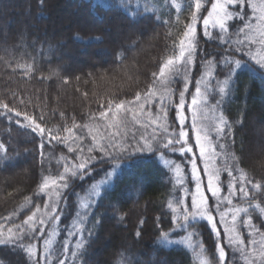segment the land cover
<instances>
[{"label": "trees", "instance_id": "16d2710c", "mask_svg": "<svg viewBox=\"0 0 264 264\" xmlns=\"http://www.w3.org/2000/svg\"><path fill=\"white\" fill-rule=\"evenodd\" d=\"M201 2L204 7L199 15L206 17L211 2ZM194 4L195 0H123V3L120 0H0V102L22 113L20 117H15V111L5 115L6 110L0 106V238H7L6 231L8 237L13 235V230L17 233L28 216L44 210L46 195L40 190L44 178L49 180L59 175L64 166L71 165L70 156L76 159V152L88 149L87 141L81 143L86 140L83 132L87 125L99 120L101 112H108L109 101H133L137 93L143 96L153 89L160 68L179 53V43L191 22ZM245 7L249 14V5ZM145 8L149 9L148 14L144 13ZM66 10L81 19L82 24L90 19L93 24L63 27L59 19ZM137 11L139 15L134 19L126 16ZM202 22V18L197 22L201 36ZM112 26L118 29L121 38L113 34ZM226 38L233 43L237 39L244 41L254 55L255 45L243 33L237 36L229 28ZM99 48L109 53L104 55L105 60ZM225 48L228 45L220 41L217 33V38L207 43L200 39L196 50L194 67L215 69L213 84L224 79L216 60ZM79 51L89 54V62L63 56L64 52L75 55ZM208 95V105L214 108L221 97L215 91ZM218 111L231 125L226 150L234 154L236 167L252 182L246 184L247 199L237 192L234 202L238 207L247 208L249 203L264 207V80L247 73L240 75ZM24 113L33 118L43 115L41 126L53 131L58 129L63 142H45L41 150L39 136L27 126L29 121L24 120ZM65 128L71 132L64 131ZM71 135L79 140L70 142ZM156 157L143 164L137 176H125L115 192L105 195L95 206L94 215L89 210L88 217H77L76 212H83V206L90 202L89 191L94 181L74 179L59 204L62 205L58 209L60 231L52 246L54 254L49 264H58L57 254L65 264H197L198 253L218 264L215 235L205 221L187 231H172L171 243L158 242L161 230L169 232L174 228L168 202L173 201L174 207L180 208L174 197L183 193L170 182L172 175L158 153ZM228 163L231 165L233 161ZM223 165V159L217 160V167ZM93 175L95 181L101 176ZM221 176L227 183V173L222 171ZM257 184L259 188L254 187ZM121 193L119 208L113 209ZM114 215L123 218H113ZM248 215L262 232L255 234L263 235L264 213L249 208ZM157 217L161 221L159 228ZM96 220L100 222L97 224ZM75 222H79L76 228L72 227ZM85 228L91 229L92 235L89 237L84 232L81 248L77 233ZM235 228L246 240L245 248L250 250L248 241L253 237L249 236L250 229L244 227L241 218ZM185 235L188 239L192 237L193 248L173 243L174 239L183 240ZM39 241L30 243L34 246ZM198 245H203L202 253ZM224 246L228 250V264L234 258L243 259L237 251L232 255L226 241ZM253 250L257 252L254 247ZM34 260L18 248L0 245V264H34ZM36 260L44 264L39 253Z\"/></svg>", "mask_w": 264, "mask_h": 264}, {"label": "snow or ice", "instance_id": "6c2138e0", "mask_svg": "<svg viewBox=\"0 0 264 264\" xmlns=\"http://www.w3.org/2000/svg\"><path fill=\"white\" fill-rule=\"evenodd\" d=\"M95 2V0H94ZM123 3V0H120ZM211 10H207V17H201L199 13L204 7L201 0H195V10L191 14V22L186 26L183 32V38L179 43V54L174 58H169L166 63L160 68L159 75L163 77L166 69L171 72L174 66L182 61L181 67L187 74V66L194 63V53L198 48L200 39H205L207 43L213 37L209 33V23L211 21L212 27L219 28V39L222 43L228 45L225 48L224 54L220 55L216 60V64L219 66L220 72L224 74V79L217 81L213 88V91L221 97L216 101L214 111L218 110L224 97L230 95L232 87L235 81L240 75L247 73L250 77L255 79L264 80V55H252L250 49L247 47L244 41L237 39L234 43L230 38H226V34L229 28L235 31V34L239 36L243 33L247 38L254 25L252 20L249 19L248 11L245 5H250L251 0H210ZM191 7V5H190ZM255 11V9H253ZM149 9L145 8L144 13L148 14ZM139 12L126 13V16L131 20L134 19ZM203 19L204 31L202 36L197 33V22L199 19ZM255 28L260 33L259 43L264 44V9H261V15L255 16ZM231 22V23H230ZM187 42V43H186ZM255 42V41H251ZM211 63V62H209ZM156 77L157 74L153 73ZM215 78V77H213ZM203 79V77H202ZM190 83L187 78L185 80V87L179 91L178 103L166 105L164 103V96H161L160 109L155 115L154 120L159 121L157 125L159 134L153 133L151 139L141 137L139 140L133 135L131 140H125L123 143H117L109 141L108 143H93L89 148V152H96L98 155H89L87 160L82 161L71 172L65 168V172L59 177L61 184L59 187L68 189L72 187V181L79 179L84 181L86 179H93L91 185L92 192L90 193V202L85 204L84 211H77V217H88L89 210H93L97 204H99L105 195L110 192H115L118 183L125 177H135L138 175L137 170L146 163L156 159V154L160 153L159 159L164 160V163L168 170L172 173L170 182L174 183L175 187H178V191L183 193V196L174 197L175 204L180 208L174 207L173 201L168 202V208L172 211V223L174 228L169 232L161 230L158 242L162 244L171 243L169 236L172 231L181 230L187 231L189 227L194 226L201 221L206 222V226H210V232L216 237V253L218 255V264H228V259L225 252V246L221 243V232L217 229V220L213 215V211L219 213L220 223H224V217L226 213L220 210L222 203L231 205L232 198L239 192L241 197L247 199L248 193L246 191V184L252 183L246 176V173L242 169L236 167L237 159L234 154L229 153L227 148L228 137L231 131V125L228 120L220 112L219 115H213L212 123H204L201 119L200 113L203 112V106H207V87L204 91L201 90L202 80L196 81L195 92L191 94V104L189 110L191 111V118L184 115V108L187 103L186 93L188 91L187 85ZM154 93L149 89L145 94L144 100L147 102ZM141 101V95L137 93L133 101H119L108 102V111H112L113 108L116 112L121 109H125V105H131L135 102ZM24 103V101H21ZM0 106L5 109V115L12 113L15 110L9 107L8 104L0 102ZM143 108V104L141 105ZM169 107L176 108V116L172 124L168 123V110ZM116 112H113V118H115ZM22 113L15 111V117H20ZM63 115V114H61ZM105 112H101L100 116L104 117ZM25 121H29L28 127L31 128L33 133L39 136L40 144L39 148L42 150L45 147V142L51 143L53 140L56 143H62L63 141L57 134L59 130L53 131L42 127L44 123L43 115L33 118L27 113L23 114ZM204 120L207 119V113L204 114ZM39 121V122H37ZM187 123V127H186ZM175 125H178L175 126ZM77 127V125H73ZM86 127V125H85ZM64 131L71 132V129L65 128ZM215 136V142L213 140ZM224 141V143H220ZM219 149V151H217ZM73 149L70 147L69 151ZM198 150V151H197ZM179 153L181 157L187 159L190 164V177L189 173L185 172L187 164L178 163L175 160L165 159L166 154ZM192 156L189 158L188 154ZM44 153L41 151V156ZM219 159L224 160L223 167H217L216 161ZM200 162V167L197 163ZM228 161H233L229 165ZM226 172L228 180V195H221V189L224 185V181L221 180V172ZM101 175L102 178L97 182L93 174ZM234 173H239L238 176ZM203 174V175H202ZM206 178V179H205ZM140 179H143L142 174ZM191 183L194 188L187 187V184ZM55 184V181H53ZM239 185V187H237ZM49 186L48 178L45 177L43 183L40 185V190L43 192L45 188ZM254 187L259 188L260 185ZM123 196V193L118 195L117 202L112 205L113 209L119 208V200ZM215 200L216 206L213 209L210 205V201ZM55 203V202H54ZM48 205H46L47 207ZM38 207V206H37ZM249 208L258 209L261 213H264V207L259 204L249 203L248 207H235L231 208L232 227L225 230L227 235V245L229 247H235L241 252L242 255H247L244 247V240L239 233L236 232L235 221L238 214H243L241 222L246 225L250 231L249 236H252L253 232H259V229L251 222L252 218L248 215ZM53 215L50 219H58L55 206L52 207ZM35 213L28 216L23 221V227L17 229L15 235H10L7 238H0V245L12 246L24 251L26 255L32 257L33 245L31 241H39L45 237L46 233L43 230L44 221L40 220L38 226L37 221L34 219ZM113 218L122 219V216ZM182 219V222H180ZM100 221L96 220L98 224ZM160 218L157 217L156 227L159 228ZM81 223H84L81 219ZM145 222L142 220L141 224ZM87 231L88 236L92 235L91 229H81L79 233L80 241L78 247H83V241L85 239L84 232ZM50 236V234H47ZM137 236L140 235L138 231ZM189 235H195L190 233ZM29 243H25V241ZM182 242V241H181ZM50 239H44L43 247V259L44 264H49V258L53 256V249L49 246ZM250 244H256L254 239L249 241ZM261 244L264 245V238L261 240ZM203 252V245H198ZM67 251V249H65ZM75 256V252L72 253ZM199 255V253H198ZM58 264H65L63 259L59 258L57 254ZM35 264H40L39 260L35 261ZM203 264H207L204 261ZM261 264H264V247L261 248Z\"/></svg>", "mask_w": 264, "mask_h": 264}, {"label": "rangeland", "instance_id": "374dc122", "mask_svg": "<svg viewBox=\"0 0 264 264\" xmlns=\"http://www.w3.org/2000/svg\"><path fill=\"white\" fill-rule=\"evenodd\" d=\"M249 7H250L249 19L252 20L254 27L251 30V32L249 33L247 38H250L249 39L250 42L255 41V42H252L255 45V47L253 48L254 55H264V44L259 43V41L261 39L260 33L255 28V24H256L255 16L261 15V9H264V0H251V4L249 5ZM253 9H255V11H253ZM64 13L65 14L62 13V16L59 20L61 23L64 24L63 27H65V28H68V27L73 28L75 26L76 27L90 26V24H93L91 19H90L91 21L86 20L85 24H82L81 22H83V21H81V19H79L77 16H72L70 14V12H68V10H66ZM206 17H207V15H206ZM202 24H203V22H202ZM197 26L198 25H196V27ZM105 28H107L106 24H105ZM112 28H114V26H112ZM114 29H115V31L113 34L116 35L117 38H121L120 33L118 32V29L117 28H114ZM108 30L109 29H107V31ZM208 30H209L210 35L212 37L214 36L213 38H217V33H219V28L218 27L213 28L211 21L209 23V29ZM197 33H198V30H197ZM98 52H101V57L104 60H105V58H103V57H105L104 55L109 54L103 48H99ZM63 56L68 58V59H71L72 57L75 56L79 59L86 60L88 62L90 60L89 54H87L85 52H81V51L75 53V55L74 54L71 55L69 53L64 52ZM195 56H196V51L194 53V57ZM182 63H183L182 61L178 62L174 66V68L172 69L171 72H169L166 69L163 77H161L160 75L158 76L157 81L155 83V86L152 89V92L154 93V95L147 102H145V100H144L145 95H143V96H141V101L135 102L131 105L126 104L125 109H121L119 112H116L115 109H113L111 112L108 111V112H106V115L104 117H100L98 121L87 125L85 131L83 132L86 140H81V143L85 144L87 141L88 149L84 148L82 151L80 150V152H76V159H72V156H70V158H69V156H67L69 158L71 165L70 166L69 165L64 166V168L62 169V172L60 171L59 175L49 179L48 180L49 186L43 190L44 194L46 195V202H45L44 210L43 209L38 210L39 213L37 211H35L31 214V215H33L35 213L34 219L36 221L37 220H39V221L43 220L44 221L43 230L46 233L45 237L42 238V242L39 241L36 245L33 246V253H34L33 257L35 258L34 264H35L38 253L43 259V251L42 250L44 247V239H50L51 243L49 246L52 248V246L55 242L56 236L58 235V233L60 231L58 219L53 220V219H50V217L53 215V213H52V207L53 206H55V208H56V214L58 215V217L61 215V214H58L59 213L58 209H61L60 206H62V205H59V204H61V200L63 198V193L65 192L66 189L59 187V185L61 184L59 177L62 173L65 172V168H67L68 171L71 172L72 169L76 168L82 161L87 160L89 155H95L94 153L89 152V148L93 145V143L99 144V143L103 142L106 144L110 140L117 142V143H123L125 140H131L133 135L135 136V138L137 140H139L141 137L151 139L154 132H156L158 135L159 129H158L157 125L160 122L155 121L154 117L159 112L161 96H164V103L166 105L178 103L179 91L185 87L186 78L190 83H188V85H187V88H188V91L186 93L187 103H186L185 108L183 110L184 115L191 118V111L189 110V106L191 104V94H193L195 92L196 81L202 80V83H201V90L202 91H204V89L207 87V101H208L209 95H210V94L208 95V93L213 91V88L217 83V82H215L213 84L214 78H212V76L214 77V75H215V69H213L211 66L210 67L205 66L203 69L201 68V70H200V68H197V66L194 67V65H195V59H194V63L187 66V74L185 75V70L183 67H181ZM194 74H196V78H195ZM202 77H203V79H202ZM142 104H143V108L141 107ZM113 112H116L115 118H113ZM205 113H207V119L206 120L203 119ZM219 114L220 113L218 110L214 111V108H210V106L207 104V106H203V112L200 113V116H201V119L203 120L204 123L211 124L213 115H219ZM175 116H176V108L175 107H169V110H168V123L169 124H172ZM175 126L178 127V125H175ZM186 127H187V123H186ZM77 138L78 137L71 135V136H69V141L71 142V140L77 139ZM78 140H79V138H78ZM213 140L215 142V136L214 135H213ZM158 154L160 156V153H158ZM191 156H192V154L189 153L188 157L190 158ZM165 159L175 160L178 163H182V165L187 164V167L185 168V172L189 173V177H190V167L191 166H190V164H188L187 159H185L184 157H181L179 153L166 154ZM160 161L165 165L164 160L160 159ZM197 163L200 167H202V165H200L199 161H197ZM67 166H69L70 168H68ZM216 166H217V161H216ZM169 173H171V172L169 171ZM171 175H172V173H171ZM101 178H102V176H99L98 181ZM221 180L224 181L222 179V176H221ZM53 181H55V184H53ZM227 185H228V181H227V183L224 181V185L221 189V195H223V196L228 195ZM187 187L194 188V185L189 183V184H187ZM91 192H92V189L89 191V196H90ZM234 201H235V197L232 198L231 205H228L226 202L222 203L220 205V210L222 212L226 213V215L224 217V221H225L224 223L219 222V220H220L219 213L213 211V215L216 217V220L218 222L217 223V229L222 234L221 235V243L223 245H224V241H226V244H227V235L225 234V230L227 228L232 227L231 208L233 206L238 207ZM46 205H48V206L46 207ZM210 205L214 209L216 206V201L215 200L210 201ZM241 217H242V213L238 214L237 220L235 221V225H237V223H239V220ZM244 219H247V217H245ZM77 223L75 222V224H72V227L76 228L79 225V222H77ZM32 226L36 227L35 225H32ZM245 226L246 225H244V227ZM7 232L8 231H6L5 237H8ZM236 232L239 233L237 228H236ZM259 232L262 233L260 230H259ZM248 233H249V231H248ZM255 233L256 232H253V234H252L253 237L250 240L254 239L256 241V244H250L248 241V243L252 246V248L250 250L245 248V252L247 255H243V259H239L238 260L239 262L237 260H235V258L233 259L231 257V259H233V260L230 264H261V254H259L258 252H260L261 248L264 247V245L261 244V239H262L264 234L262 235L259 233L260 236L258 237L259 234H255ZM14 234H16L15 230H13V235ZM47 234H50V236ZM191 238L192 237L190 236V238L188 239L187 236L185 235L183 240L182 239L181 240L180 239H174L173 243H183L186 246L193 248L194 247L193 245H195V244L192 242ZM215 240H216V237H215ZM246 244H247L246 240H244V247L246 246ZM253 247L256 248L257 252H252V251H254ZM228 248H229V250L233 256L235 255L234 254L235 251H237L238 254L240 253V255H242L241 252L239 250H237L235 247H229L228 246ZM225 252H226V256L228 258V250L225 249ZM197 260H198L197 264H203L204 261H207V264H213L210 262V259L207 256L197 255ZM234 261H236L237 263Z\"/></svg>", "mask_w": 264, "mask_h": 264}]
</instances>
